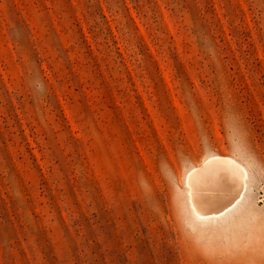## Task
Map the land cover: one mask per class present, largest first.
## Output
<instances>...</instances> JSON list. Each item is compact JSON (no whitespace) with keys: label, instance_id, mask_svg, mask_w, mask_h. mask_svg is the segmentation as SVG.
<instances>
[{"label":"rangeland","instance_id":"obj_1","mask_svg":"<svg viewBox=\"0 0 264 264\" xmlns=\"http://www.w3.org/2000/svg\"><path fill=\"white\" fill-rule=\"evenodd\" d=\"M0 264H264V0H0Z\"/></svg>","mask_w":264,"mask_h":264},{"label":"bare ground","instance_id":"obj_2","mask_svg":"<svg viewBox=\"0 0 264 264\" xmlns=\"http://www.w3.org/2000/svg\"><path fill=\"white\" fill-rule=\"evenodd\" d=\"M245 170L228 156H209L204 163L191 168L186 185L189 203L200 218L219 217L242 197Z\"/></svg>","mask_w":264,"mask_h":264}]
</instances>
